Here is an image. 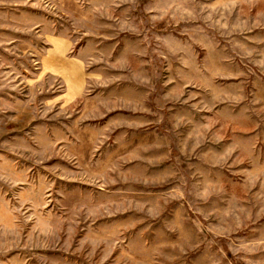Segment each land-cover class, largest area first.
<instances>
[{"label":"rangeland","instance_id":"1","mask_svg":"<svg viewBox=\"0 0 264 264\" xmlns=\"http://www.w3.org/2000/svg\"><path fill=\"white\" fill-rule=\"evenodd\" d=\"M0 264H264V0H0Z\"/></svg>","mask_w":264,"mask_h":264}]
</instances>
